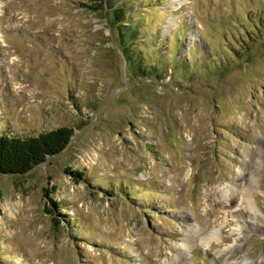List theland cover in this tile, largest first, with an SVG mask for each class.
Returning a JSON list of instances; mask_svg holds the SVG:
<instances>
[{
    "label": "rangeland",
    "instance_id": "obj_1",
    "mask_svg": "<svg viewBox=\"0 0 264 264\" xmlns=\"http://www.w3.org/2000/svg\"><path fill=\"white\" fill-rule=\"evenodd\" d=\"M113 1L132 69L92 0H0V134L73 129L0 176V264H264V0Z\"/></svg>",
    "mask_w": 264,
    "mask_h": 264
},
{
    "label": "trees",
    "instance_id": "obj_2",
    "mask_svg": "<svg viewBox=\"0 0 264 264\" xmlns=\"http://www.w3.org/2000/svg\"><path fill=\"white\" fill-rule=\"evenodd\" d=\"M92 1L100 5V9H107L109 12L111 27L117 33V40L126 57L127 67L132 69L136 63L131 54L132 44L137 38L135 34L137 29L126 27V18H123L126 13L123 7L115 6L113 0ZM72 136L73 129L66 126L43 131L37 135L0 134V176L22 175L45 163L60 154L68 146ZM75 174L81 179L80 172L76 171ZM53 211L52 208H47L48 213L53 214Z\"/></svg>",
    "mask_w": 264,
    "mask_h": 264
},
{
    "label": "bare ground",
    "instance_id": "obj_3",
    "mask_svg": "<svg viewBox=\"0 0 264 264\" xmlns=\"http://www.w3.org/2000/svg\"><path fill=\"white\" fill-rule=\"evenodd\" d=\"M251 180V179H250ZM248 189V188H247Z\"/></svg>",
    "mask_w": 264,
    "mask_h": 264
}]
</instances>
